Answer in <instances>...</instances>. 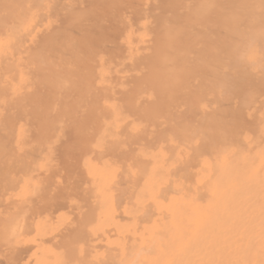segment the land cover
<instances>
[{"label":"bare ground","instance_id":"6f19581e","mask_svg":"<svg viewBox=\"0 0 264 264\" xmlns=\"http://www.w3.org/2000/svg\"><path fill=\"white\" fill-rule=\"evenodd\" d=\"M0 264H264V0H0Z\"/></svg>","mask_w":264,"mask_h":264}]
</instances>
